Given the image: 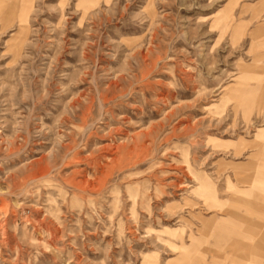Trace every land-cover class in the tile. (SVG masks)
<instances>
[{
	"label": "rangeland",
	"instance_id": "374dc122",
	"mask_svg": "<svg viewBox=\"0 0 264 264\" xmlns=\"http://www.w3.org/2000/svg\"><path fill=\"white\" fill-rule=\"evenodd\" d=\"M14 2L0 264H264V0Z\"/></svg>",
	"mask_w": 264,
	"mask_h": 264
},
{
	"label": "crops",
	"instance_id": "0c3cea01",
	"mask_svg": "<svg viewBox=\"0 0 264 264\" xmlns=\"http://www.w3.org/2000/svg\"><path fill=\"white\" fill-rule=\"evenodd\" d=\"M16 2H14L13 3V5H11V10H9V11H7V12H4V14H2V16L0 17V23L2 22V25L3 26H6L7 24H9L12 20H13V18L17 15V17L18 16H20L19 14L22 12V11H24L26 8L24 7V5L19 9V11L17 10V11H15V9L14 8H16ZM6 4H4V5H2L3 7L5 6ZM2 6H1V3H0V8H2ZM14 6V7H13ZM251 177H253V175H251V176H248L247 175V177H244V179H242L244 182H242L243 184L244 183H248V182H250V178ZM237 215H239V214H237ZM245 216V215H244ZM244 216H242V215H239V217H241V218H245ZM241 240V239H240ZM238 244V243H237ZM239 245V249H242L243 248V246H244V244L241 242V244H238ZM241 245V246H240ZM252 253V252H251ZM250 254V253H249ZM252 254H250L249 255V257H248V259L247 260H249V261H251L252 260ZM241 260H242V258H241ZM240 260V261H241Z\"/></svg>",
	"mask_w": 264,
	"mask_h": 264
},
{
	"label": "bare ground",
	"instance_id": "6f19581e",
	"mask_svg": "<svg viewBox=\"0 0 264 264\" xmlns=\"http://www.w3.org/2000/svg\"><path fill=\"white\" fill-rule=\"evenodd\" d=\"M263 148V147H262ZM256 153V152H255ZM258 155V154H257ZM261 155V154H260ZM259 176V175H258ZM244 216V215H243ZM245 217V216H244Z\"/></svg>",
	"mask_w": 264,
	"mask_h": 264
}]
</instances>
